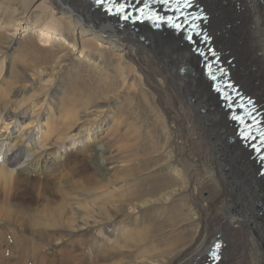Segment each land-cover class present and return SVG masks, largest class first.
<instances>
[{
  "label": "bare ground",
  "instance_id": "bare-ground-1",
  "mask_svg": "<svg viewBox=\"0 0 264 264\" xmlns=\"http://www.w3.org/2000/svg\"><path fill=\"white\" fill-rule=\"evenodd\" d=\"M39 1L0 0V55L15 48L16 27L26 31L15 86L0 57V118L14 122L2 149L15 136L0 163V220L10 225L0 230V262L23 264L31 253L32 264H201L221 240L217 264H264L261 167L183 26L134 28L90 0ZM196 1L223 65L232 59L231 78L264 110V0ZM45 74L54 83L32 94ZM69 87L78 100L71 114L75 95L54 105L69 115L57 130L49 106L29 114ZM111 133L117 145L105 140Z\"/></svg>",
  "mask_w": 264,
  "mask_h": 264
},
{
  "label": "rangeland",
  "instance_id": "rangeland-1",
  "mask_svg": "<svg viewBox=\"0 0 264 264\" xmlns=\"http://www.w3.org/2000/svg\"><path fill=\"white\" fill-rule=\"evenodd\" d=\"M41 1V0H40ZM39 1V2H40ZM38 2V3H39ZM37 5V3H36ZM215 19V18H214ZM216 20V19H215ZM22 27V26H21ZM21 27H13L15 28L13 33H16L15 35L18 36V39L17 41L15 42V48H11V49H8V50H4V53H2L0 55V57H3V56H6V63L8 62L9 63V70L6 71V73L8 74L6 76V79H10V82L12 83L13 86H15L17 83L16 82H13V80H11L10 78V74H12L11 72V64H12V61H13V58L20 52L22 51L21 49V44L19 43V39L23 38V33H26V31L24 29H22ZM134 28H137L136 24L134 25ZM214 30V28H213ZM12 34V33H11ZM223 54L221 53V58L223 57L222 56ZM226 58H228L227 56L224 57V60L226 61ZM1 59V58H0ZM225 63V62H224ZM233 63V62H232ZM236 64V63H235ZM234 64V65H235ZM228 67L230 68V62H227ZM233 65V67H234ZM231 66V69L233 68ZM236 69V67H235ZM41 70V69H40ZM239 71V70H238ZM38 72V71H37ZM40 72V71H39ZM38 74H41V73H38ZM54 83V78L50 75V74H45L43 75L41 81L37 84L36 87H34V89L31 91L32 94H35L37 93L41 88H44V87H47L48 85ZM59 84L60 86H62L63 84L62 83H57ZM65 84H68L69 86V82H66ZM70 89L71 87L67 88L66 91L64 93H62L60 96L56 95L55 97L51 98V99H48V100H44L45 98L44 97H41L39 100H35V102L37 104H35L31 109H30V112L29 114H34V112H36L37 110L38 111H43L45 108H47V106L50 107V109L52 111H54V116L52 117V126L55 130H57L56 128H59L61 127L60 125L64 124V121H65V118H67L69 115H64V114H61L60 112H58L56 110V108L54 107V105L56 103H59V102H62L64 100V98L66 96H69L70 95H75V98H71L70 97V100H73L72 102H70L67 107H66V111L67 113L71 114V109L75 106V100H78L77 97V93L72 90V92H70ZM0 92H2V90H0ZM28 94H26L27 96ZM40 113V116L44 118L43 114L41 112ZM105 114V112H104ZM103 114V115H104ZM228 116V115H227ZM45 119V118H44ZM99 120V119H98ZM45 121V120H43ZM112 122V121H111ZM111 122L109 123V125H105L103 127V129L101 130V134L100 136H104L110 129V125H111ZM22 122H20V125H16L15 126V129L17 130V133L23 128V125H25L26 123H24L23 125L21 124ZM13 123H8L7 121V118L6 117H1L0 118V134H6L7 133V129L8 127L12 126L13 127ZM40 123L37 125L39 127ZM35 126V125H34ZM36 129V128H35ZM37 131H39L38 129H36ZM41 132V131H39ZM52 133V136L54 135V130L52 129L51 130ZM39 134V133H38ZM50 136H51V133H50ZM5 137H3L2 139H4ZM34 139H35V135H34ZM118 135L116 133H111V134H108L107 137L105 138L106 141H108V144L110 146H112L113 144H116L118 143ZM99 140V139H98ZM97 140V141H98ZM15 141V136H11V141H9L8 144H5L2 149V147L0 146V163H3L4 160L6 159L8 153H9V149L12 148V147H15V145L13 144V142ZM31 149H34V148H31ZM97 151H101V146H97ZM40 173V172H39ZM37 173V174H39ZM25 174L30 176V177H37L35 176V173H32V169H25ZM3 180L0 176V186L2 187H5V185L3 184V182L1 181ZM126 182V181H125ZM32 181H29V180H25L24 182H22L21 186L25 189H30L32 187ZM122 183V181H119V182H114L110 185H112V188H116L118 187L120 184ZM124 188H121L120 190H123ZM10 225L7 224L6 221L4 220H0V230H7V227H9ZM15 234H17L19 237L21 238H24V235L22 234V231L19 229V227L16 226V230H15ZM5 257H8L10 255V253L8 254V251L4 253ZM28 258L29 260L28 261H23V264H32L31 262V253H28ZM11 263V261H8L6 259L2 260L0 263L1 264H8ZM12 263H14V261H12Z\"/></svg>",
  "mask_w": 264,
  "mask_h": 264
},
{
  "label": "snow or ice",
  "instance_id": "snow-or-ice-1",
  "mask_svg": "<svg viewBox=\"0 0 264 264\" xmlns=\"http://www.w3.org/2000/svg\"><path fill=\"white\" fill-rule=\"evenodd\" d=\"M114 2V0H109L110 6L107 9L109 12L112 11V7H111V3ZM98 4H103L105 3V0H97ZM155 3H160L163 5H178L179 7H187L190 4V0H146V4H155ZM125 9V5L124 4H120L119 7L116 8V12L118 13H123ZM143 11V10H140ZM131 13H129L128 15H124L122 16V19L124 20H128L130 17ZM148 19H152L153 17L149 16L147 17ZM140 17L137 16L136 20H139ZM190 39V37H189ZM264 135V134H262Z\"/></svg>",
  "mask_w": 264,
  "mask_h": 264
},
{
  "label": "water",
  "instance_id": "water-1",
  "mask_svg": "<svg viewBox=\"0 0 264 264\" xmlns=\"http://www.w3.org/2000/svg\"><path fill=\"white\" fill-rule=\"evenodd\" d=\"M94 6V5H93ZM201 6V5H200ZM202 7V6H201ZM101 10V9H100ZM209 16L207 15V18H208ZM126 23V22H125ZM208 32V31H207ZM199 36H201V35H199ZM195 44H197V43H195ZM203 48H205V52H206V54H207V56L211 59L212 58V56H211V54L209 53L210 51H208V47H205L203 44L201 45ZM216 70H218V69H216ZM259 110H262L260 107H259ZM262 114H263V111H262ZM253 157V156H252Z\"/></svg>",
  "mask_w": 264,
  "mask_h": 264
}]
</instances>
